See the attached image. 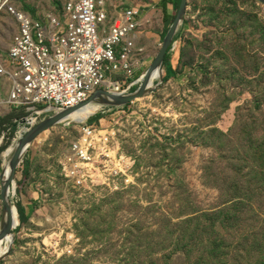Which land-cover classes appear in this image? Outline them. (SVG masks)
Returning a JSON list of instances; mask_svg holds the SVG:
<instances>
[{"label": "rangeland", "instance_id": "374dc122", "mask_svg": "<svg viewBox=\"0 0 264 264\" xmlns=\"http://www.w3.org/2000/svg\"><path fill=\"white\" fill-rule=\"evenodd\" d=\"M58 1L14 0L39 14ZM113 1L144 22L126 89L153 62L179 6ZM14 29L1 9L0 53ZM171 48L154 91L30 144L8 195L28 219L11 230L0 264H264V4L188 0ZM84 126L94 131L92 161L72 180L65 158ZM7 127L0 173L3 153L29 128L25 119Z\"/></svg>", "mask_w": 264, "mask_h": 264}, {"label": "built area", "instance_id": "2783aa9c", "mask_svg": "<svg viewBox=\"0 0 264 264\" xmlns=\"http://www.w3.org/2000/svg\"><path fill=\"white\" fill-rule=\"evenodd\" d=\"M109 2L60 0L57 8L32 16L14 0H0V10L15 25L10 45L0 55V106L21 110L30 127L29 120L34 126L78 106L98 89L129 94L141 83L140 77L123 89L142 52L135 48L142 27L139 11L130 6L110 13ZM7 131L0 132V146ZM93 132L84 126L87 141L71 143L63 168L67 178L82 180L87 172Z\"/></svg>", "mask_w": 264, "mask_h": 264}, {"label": "water", "instance_id": "95a60500", "mask_svg": "<svg viewBox=\"0 0 264 264\" xmlns=\"http://www.w3.org/2000/svg\"><path fill=\"white\" fill-rule=\"evenodd\" d=\"M260 3L264 4V0H257ZM188 0H181L179 4V8L175 19L168 29L159 52L155 56L153 62L147 69V71L141 76V83L139 88L129 94H120V93H111L105 91L103 89L96 90L86 101L80 103L78 106L65 109L57 114L51 115L42 119L36 125L29 127L25 133L19 138L14 151L12 152L10 159H9V174L6 180L0 182V203H1V217H0V240H3L6 236H9L11 233L12 227V208L10 206L8 200V191L9 189L13 188V178L16 169L18 168L19 164L22 162V157L26 150L29 148L30 144L37 138L41 133L46 130H50L51 128L61 124L64 120H66L72 113L79 110L82 107H85L90 104H100V106L105 107H123L134 101L141 99L154 91L161 83H158L155 87L149 88V81L152 73L155 70H158L162 74V66L164 63V58L173 43V39L179 30L183 18L187 9ZM1 174V173H0ZM15 212L16 209L14 208ZM17 214V212H16ZM9 248L0 255V260H2L5 255L8 253Z\"/></svg>", "mask_w": 264, "mask_h": 264}, {"label": "bare ground", "instance_id": "6f19581e", "mask_svg": "<svg viewBox=\"0 0 264 264\" xmlns=\"http://www.w3.org/2000/svg\"><path fill=\"white\" fill-rule=\"evenodd\" d=\"M162 74L158 71L155 70L151 77H150V81H149V88H153L155 87L154 81L155 80H160ZM100 107V104H90L87 105L85 107L80 108L79 110L75 111L74 113H72L66 120H64L62 123H66V124H70V123H83L85 122L88 118H90L93 114H95V112H97L98 108ZM33 121L29 120L28 124L30 125V127H32ZM27 131V129H21L18 133L15 139L12 140V144H10V146L5 150V152L3 153V157H4V161L2 163V169H1V174H0V182H3L4 180H6V178L8 177L9 174V159L10 156L12 154V152L14 151L16 144L19 140V138L23 135V133H25ZM93 136V133H92ZM91 136V137H92ZM87 141V137H84L82 142ZM15 187H14V183H13V188L9 189L8 191V195H12L14 193ZM12 227L11 229H14L17 224H18V219H17V214L14 210V208H12ZM12 243V238L11 235L6 236L3 240H0V255H2L6 249L9 247V245Z\"/></svg>", "mask_w": 264, "mask_h": 264}, {"label": "crops", "instance_id": "0c3cea01", "mask_svg": "<svg viewBox=\"0 0 264 264\" xmlns=\"http://www.w3.org/2000/svg\"><path fill=\"white\" fill-rule=\"evenodd\" d=\"M177 1L178 0H169V1L168 0H163L162 3H161V7H162L163 11L167 10L168 4H172L174 6L177 3ZM164 4H165V9L163 7ZM126 7H130V6L126 5L124 3V1L118 3V2H114L113 0H110V2H109V11H110V13L117 12L120 9H124ZM26 11H28L32 16H36L37 14H39V12H37L35 10L34 11H30V10L26 9ZM141 23L144 24V22L142 20H141ZM140 33L141 32H138L137 36H139ZM137 39H138V37H137ZM10 42H11V40H10ZM6 51L1 52L0 55L4 54ZM0 113L1 114H6V117L0 119V132L8 125V123L19 121V120H21L24 117V113L21 110H17V109H14L13 107L5 106V105L4 106H0ZM7 129H8V132H9L10 129L8 127H7ZM11 131H12V129H11ZM11 131H10V135H11Z\"/></svg>", "mask_w": 264, "mask_h": 264}, {"label": "trees", "instance_id": "16d2710c", "mask_svg": "<svg viewBox=\"0 0 264 264\" xmlns=\"http://www.w3.org/2000/svg\"><path fill=\"white\" fill-rule=\"evenodd\" d=\"M180 2H181V0H178L177 1V6H179V4H180ZM163 7H164V9H165V4L163 5ZM166 33H167V31L164 33V36L166 35ZM163 36V37H164ZM170 51V48H169V50H168V52ZM167 52V53H168ZM167 55V54H166ZM167 58H166V56H165V58H164V63H163V65L164 66H167ZM168 67V66H167ZM168 71V70H167ZM170 73H172V71H171V69H170ZM101 117H97L95 120L94 119H92V120H89L88 121V123L89 124H93V122H95V121H98L99 119H100ZM14 132V129L12 128V131H11V134ZM4 149V147H0V153L2 152V150ZM23 174H24V172H23ZM16 212H17V216H18V221H19V224L21 225V224H23L24 223V221L26 220V219H28V218H26L25 217V215H24V211H23V208L22 207H19V206H17L16 207Z\"/></svg>", "mask_w": 264, "mask_h": 264}]
</instances>
